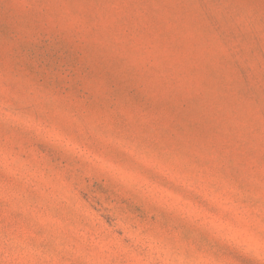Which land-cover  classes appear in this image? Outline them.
<instances>
[{
  "label": "rangeland",
  "instance_id": "374dc122",
  "mask_svg": "<svg viewBox=\"0 0 264 264\" xmlns=\"http://www.w3.org/2000/svg\"><path fill=\"white\" fill-rule=\"evenodd\" d=\"M0 264H264V0H0Z\"/></svg>",
  "mask_w": 264,
  "mask_h": 264
}]
</instances>
